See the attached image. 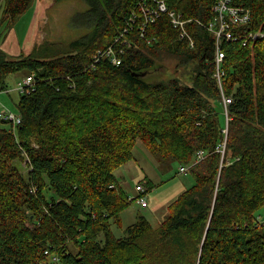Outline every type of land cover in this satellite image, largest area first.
Instances as JSON below:
<instances>
[{"label": "trees", "instance_id": "obj_1", "mask_svg": "<svg viewBox=\"0 0 264 264\" xmlns=\"http://www.w3.org/2000/svg\"><path fill=\"white\" fill-rule=\"evenodd\" d=\"M91 1L102 7L93 34L70 52L37 56L35 46L16 58L0 49L2 90L24 70L37 85L20 94V126L0 120V264H264L256 214L264 206V37L225 41L219 79L215 38L204 27L213 0H166L203 22L189 24L194 47L163 14L144 36L130 30L115 65L94 55L121 45L116 37L141 0ZM33 2L4 0L0 34ZM234 4L251 9L252 28L264 32V0ZM166 59L186 70L151 80ZM139 139L183 164L199 150L205 158L159 226L140 215L119 237L112 226L132 201L115 171ZM25 159L29 179L15 164Z\"/></svg>", "mask_w": 264, "mask_h": 264}, {"label": "rangeland", "instance_id": "obj_2", "mask_svg": "<svg viewBox=\"0 0 264 264\" xmlns=\"http://www.w3.org/2000/svg\"><path fill=\"white\" fill-rule=\"evenodd\" d=\"M3 5L4 0H0V18L4 9ZM31 5L13 24L5 22L1 28L0 49L11 57L17 58L22 52H30L23 49L21 34L22 29L26 31L31 24L38 36L36 43L32 45L36 46L37 56H58L70 52L71 43L88 38L93 34L94 18L96 19L97 14H101L102 10V7L95 6L91 0H41L40 3L34 0ZM37 12L39 13L36 16ZM10 46H19L20 53H13ZM158 66V71L150 74L153 75L150 77L151 80L168 79L177 70H179L178 73L186 70L185 68L177 69L176 61L170 59L159 62ZM27 74L24 70L6 77L5 88H8L11 95L7 97L3 110L18 112L21 93L17 85ZM1 86L0 84V93H3ZM15 164L25 178L29 179L28 161L26 159L17 160ZM182 166L183 163L173 157L165 158L152 153L141 139L138 140L133 150V158L115 171L122 188L132 199L129 206L121 213V224L114 223L112 226L117 236L125 235L126 229L134 224L140 215L145 216L154 226L160 225L168 215V205L195 183L190 171L186 174L180 173ZM139 183H142L145 189L147 186H152V188L147 190V193L140 194L136 189ZM139 194L147 199L148 207H141L138 203L139 198L135 200ZM256 214L258 220L264 223V206Z\"/></svg>", "mask_w": 264, "mask_h": 264}, {"label": "built area", "instance_id": "obj_3", "mask_svg": "<svg viewBox=\"0 0 264 264\" xmlns=\"http://www.w3.org/2000/svg\"><path fill=\"white\" fill-rule=\"evenodd\" d=\"M213 10L215 15L210 21L205 22L204 27L213 34L216 42V62H217V78L221 79L222 71L220 70V65L225 58V52L223 51V43L234 42L242 43L243 46H247L255 40L264 37V32L256 31L252 28L253 15L252 10L244 6H239L234 4V0H213ZM163 14H167L174 28L179 32V39H186L191 47H194L195 41L194 37L189 30V24L193 21L199 22L196 18H186L181 12L171 9L166 0H141L137 10H134L131 16L126 20V27L121 35L116 37V40H122L118 45H109L105 49L98 50L95 53L94 58L99 61L101 58H108L115 65L121 64V57L118 56L119 53L116 50V46L120 47L122 45H131V42L127 40L128 33L131 29L136 26L141 29V35L144 36L145 30L156 22ZM122 50V49H121ZM95 65V64H94ZM36 81L34 75H27L17 85V89L21 94H30L36 90ZM225 105L231 102V99H224ZM0 120H6L13 123L15 126H20L22 123V115L20 113H15L10 110L0 111ZM205 158V152L199 150L194 159L190 163L183 164L180 168V173H188L190 168L196 163L202 161ZM140 194H145L149 190L145 189L142 184H138L136 187ZM138 195L135 200L138 199V203L141 207H148L149 203L145 197ZM130 199V198H129ZM132 201V199H130ZM47 254L50 252L47 250ZM54 261L59 260L58 255L53 256Z\"/></svg>", "mask_w": 264, "mask_h": 264}, {"label": "crops", "instance_id": "obj_4", "mask_svg": "<svg viewBox=\"0 0 264 264\" xmlns=\"http://www.w3.org/2000/svg\"><path fill=\"white\" fill-rule=\"evenodd\" d=\"M38 3H40L41 0H37ZM39 12H37L36 16L38 15ZM4 15V9H3V13H2V17ZM2 17L0 19H2ZM34 18H35V15H34ZM18 32V31H17ZM16 32V33H17ZM22 44H23V49L24 50H29L31 51L34 47L32 45H34L37 41V35H36V31L33 30V24H31V26L26 30L24 31L22 29ZM10 50L15 53V54H19L20 51H21V48L18 46H10ZM27 51V52H29ZM8 89V88H7ZM4 90V91H7L8 90ZM3 91V93H0V111L5 109V106L6 103H7V97H9L11 95V92H8V93H5ZM3 94H5V96H3Z\"/></svg>", "mask_w": 264, "mask_h": 264}]
</instances>
